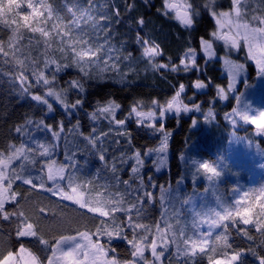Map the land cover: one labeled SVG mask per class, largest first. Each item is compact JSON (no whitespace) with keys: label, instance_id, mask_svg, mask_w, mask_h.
<instances>
[{"label":"snow or ice","instance_id":"1","mask_svg":"<svg viewBox=\"0 0 264 264\" xmlns=\"http://www.w3.org/2000/svg\"><path fill=\"white\" fill-rule=\"evenodd\" d=\"M145 3L151 4V0H145ZM247 5L248 0H231L230 10L217 11L214 0H207L205 4V8L215 19L217 28L211 33V39L200 38L201 49L209 60L215 57L214 42L222 41L226 49L222 59L228 68L229 83L227 90L217 86V95L221 100H226L227 93L235 91L236 77L245 70L244 64L227 58L232 50L241 47V41L248 50L246 58L253 60L258 73L264 75V15H253L251 20H248L245 12ZM65 6L67 7V0ZM128 7L130 9L132 5ZM68 10L72 11L71 8ZM157 11L164 15L172 13L171 18L179 21L185 28H192L195 17L199 15L189 0H162V7ZM84 15H87L86 10H84ZM115 15L119 17L118 10ZM73 17L70 24H63L49 0H0V25L10 32L7 41L0 38V59L12 57V60L18 65L14 80L19 81L21 93L29 94L32 101L43 106L42 111L45 114L38 120L26 117L24 122L15 127V132L20 136L18 144L10 143L0 146V220L16 224L18 237L36 238L43 248L39 252H33L21 246L18 253L14 254L9 251L6 255L0 254L2 255L0 264H163L164 258L172 246L175 247L177 258L187 257L190 259L197 252L207 254L209 238L212 235V230L217 227H223L226 233L230 224L253 225L256 231L264 236V188L251 198L245 194L232 206L223 207L221 211L212 209L209 212H194L192 227L195 229L198 225L206 224L209 231L207 234L197 232L195 235H189L185 227L179 226V210L173 208V215H169L167 207H165L166 193L161 186L160 199L164 212L159 221L151 224L144 222V203L153 198L152 193L147 190V187L152 184L151 178L146 184L141 174L145 162L144 157L150 156L153 152L164 153L169 135L165 133L162 123L159 128H156L155 121L157 119L163 121L166 114L172 112L177 116L181 112H201L199 105L189 108L180 99L181 93L185 90L184 84H180L175 95L166 104H161L153 99L152 107L148 111L143 110V101H137L130 108L128 116L123 119H118L116 116L121 105L110 99L103 104L98 102L94 110L89 113V119L93 122L101 119L108 120L109 124L113 126L110 131H116L118 134L126 131L123 126L126 120L133 116L136 118L138 126L143 125L163 134L158 148L147 149L143 156L141 152L136 151L130 157L121 156L119 158L120 165L127 164L128 160L132 161L128 179L122 180L117 175L122 169L117 166L115 158L109 166L105 150L101 147L107 134L97 133L95 124L90 134L84 136V140L92 150L97 152L98 159L103 163L104 169L111 171L112 181L115 183L108 181L103 185L98 184L96 178L100 174L99 171L93 178L85 179L81 175L79 162L75 159V152H66L63 161L56 158L55 149L62 139L65 127L63 119L58 121L55 126L46 122L47 114L55 110L49 98L60 104L64 115L70 118L74 111L83 107L82 94L85 92L83 81L103 82L105 72H115L117 76L111 78L112 82L128 85L134 82L128 79V74L135 72L131 63V53L123 57L130 62L125 66V70H121L119 67L122 59L120 49L110 43L111 37L101 41L99 32H97L95 38H90L88 33L78 30L75 13H73ZM107 19V17H101V21ZM135 23L140 29L145 25L143 18L136 20ZM110 27L111 25L106 23L94 24V28H98L100 32ZM2 30L0 29V31ZM25 32L33 34L28 37L29 42L35 40L37 45H44L43 58L27 56L23 59L19 58L24 55L19 42L24 38ZM135 42L142 49L141 59L147 61L153 71L169 70V65L154 62L161 53L159 45L151 38L142 36L137 31ZM53 44L57 45L56 50L61 53V56L57 57L55 52H49ZM69 53H71L70 63L68 62ZM195 54L196 49L189 47L180 60V66L173 65L170 70L172 72H189L193 68L199 70ZM70 67L78 69L80 75L66 81L67 87L58 90L57 83L60 74ZM29 72L35 86L44 89L43 94L30 93L32 85L29 83ZM194 87L204 89L206 85L203 81L197 80ZM70 90H75L77 99L74 102L67 101L66 93ZM241 95L236 96L237 107L226 114L225 119L233 127L237 126L238 120L245 124L255 125L257 134L264 135V110H253L250 105L241 101ZM203 115L205 122L211 123L214 120L211 110ZM196 125L197 120L193 119L192 126ZM78 126L79 121L72 130L75 131ZM36 131H44L49 136L45 137L43 141L39 140L35 136ZM185 163L190 166L194 177V191L195 178L201 173L209 181L221 175V172L217 170L218 165L214 166L207 161L190 158ZM34 172L35 175H33ZM17 181L21 186L27 185L29 190L39 189L48 193L50 197H58L59 201H70L78 205L79 208L86 209L87 212L93 214L91 217L93 220L97 217L107 219L99 220V226H95V233H91L90 230L76 229L78 236H72L65 235L61 231L53 237V243L44 238L40 230L39 220L43 219L41 214L46 211V208L37 206L34 210V215L38 218L36 220L26 214L22 208L21 200L17 199L19 192L14 189ZM136 181L139 183L134 186ZM176 199L182 206L191 205L194 196L186 194L182 198L176 196ZM8 205L15 207L9 208ZM117 213L123 214V218ZM226 221L229 223H225ZM237 231H241L239 227ZM129 233L131 234L130 239ZM243 234L251 239L247 230ZM92 235L106 236L108 239L105 244H101L99 241H93ZM113 239L127 242L130 259L121 260L116 255L109 256V252L116 251L114 247H110ZM217 239H221V237ZM223 239L225 246L231 247L227 243L226 236ZM146 252H150L151 259L145 255ZM247 252L255 258L257 264H264V254L257 252L252 247H249ZM244 257L245 252L237 249L230 254L225 252L219 259L209 256V264H244Z\"/></svg>","mask_w":264,"mask_h":264},{"label":"trees","instance_id":"2","mask_svg":"<svg viewBox=\"0 0 264 264\" xmlns=\"http://www.w3.org/2000/svg\"><path fill=\"white\" fill-rule=\"evenodd\" d=\"M49 2L53 4L63 24H70L74 19L73 13H75L78 30L88 33L90 38H95L97 32H99L101 41L111 37L110 43L120 49L122 59L119 67L121 70H125V66L130 62L123 59L129 53H131V63L135 69V72L128 74V79L134 81L130 85L112 82L111 78L117 76L115 72H105L103 82L83 81L85 85V92L82 94L84 98L83 107L78 111H74L70 118L64 115L61 106L50 101L53 103L55 110L47 114L46 122L55 126L58 121L63 119L65 127L62 139L55 149V156L59 161L64 160L66 152H75V159L79 162L81 175L85 179L93 178L99 171L100 174L96 178L98 184L103 185L108 181L115 183L112 181L113 174L111 171L104 169L103 163L98 159L97 152L92 150L84 140V136L90 134L95 124L97 133L107 134L101 147L105 150L109 166L115 158L117 166L122 169L117 175L122 180L128 179L132 161L128 160L127 164L120 165L119 158L121 156L130 157L136 151L141 152L143 156L147 149L158 148L163 134L143 125L138 126L134 116L126 120L123 126L126 131L118 134L116 131H110L113 126L109 124L108 120L101 119L93 122L89 119V113L94 110L98 102L103 104L110 99L121 105V108L116 112V116L118 119H123L128 116L130 108L137 101H143L144 108H150L153 99L164 103L175 95L180 84H184L185 90L180 99L187 105H199L201 112L200 114H179L178 116L176 114L166 115L163 121L155 122L156 128H159L162 123L165 133L169 134L168 157L166 168L160 171L158 169V158H155L152 154L149 158L148 156L144 157L145 162L141 174L146 184L148 179L151 178L152 184L147 187V190L152 193L153 197L144 203V222L151 224L160 220L161 214L164 212L160 199L162 195L161 186H163L166 193L165 207H167L169 215H173V208L178 209L182 214V216L180 214L182 220H180L179 226L183 227L184 225L189 235L200 233L199 226L195 229L192 227L194 215L190 211L191 206H182L180 201L176 199V196L182 198L187 193H193L202 199L204 194L198 186L195 187L194 191V177L190 166L185 163L190 158L207 161L214 166L218 165L217 169L221 172L222 178L216 182L219 185L217 194L223 192V194H220L221 197L229 203L231 198L227 196V191L230 193V189H225L227 187L225 181H227V184L232 185H230L231 189L234 188L235 190L237 188L244 190L248 188L253 191L262 186V181L251 183L248 175L234 164H230V166L224 164V161L228 158L230 134L233 132L231 126L226 122L225 114L235 108L236 98H231L226 104H221L217 100V86L227 88L229 83V77L224 73L221 61L217 59L209 60L205 56L199 55L196 62L199 70L196 68L189 72H172L170 70L173 65L180 66V60L189 47L196 49V52H200L201 37L211 39V33L215 31L216 23L205 8L207 0H189L199 12V15L194 19L192 28L182 26L179 21L171 18V13L164 15L162 12H158L157 9L162 7V0H151V4H146L145 0H67V7L65 6L66 0H49ZM217 2L216 10L228 11L231 8V0H217ZM129 5H132L130 9ZM250 6L252 8L249 9H253V6ZM69 8L72 11H69ZM84 10L87 11V15H84ZM116 10L120 13L119 17L115 15ZM255 10L250 16L256 15L257 11ZM101 17H107L108 19L101 21ZM140 18L145 21L142 29L138 28L135 23ZM97 23L110 24L111 27L100 32L98 28H94V24ZM0 29H3L0 31V38L7 41L10 35L9 30L4 28L3 25H0ZM137 31L159 45L161 54L155 58L154 62L169 65V70L153 71L147 61L141 59L142 49L135 42ZM32 35V33L25 32L24 38L19 42L24 54L23 56L17 54L20 59L25 56L43 58L44 45H37L35 40L29 42L28 37ZM56 49L57 45L53 44L49 52H55L57 57L61 56V53ZM70 57L71 53L68 54L69 63ZM206 60L207 63H205ZM247 66L250 70V77L247 79L248 81H242L236 95L242 94L248 85L250 86L255 82L254 66L252 64H247ZM17 67L18 65L12 60L11 56L0 59V146L19 143L20 136L14 129L24 122L26 117L38 120L45 115L42 111L43 106H39L32 101L29 94L21 93L19 81L14 80ZM28 75L30 78L29 83L32 85L30 93L43 94L44 89L35 86L34 80L31 79V73L29 72ZM79 75V71L75 67L68 68L60 74L57 83L58 90L66 88L65 82L77 78ZM197 80L203 81L206 87L196 89L194 83ZM66 98L68 102H74L77 99L75 90L68 91ZM209 110L213 112L214 116L211 123L205 122L203 115ZM193 119L197 120L196 126H192ZM77 121H79V126L73 131L72 129L77 125ZM236 132L238 135L246 136L249 140L264 148V137L256 136L254 127L249 126L247 129ZM35 136L43 141L49 134L44 131H36ZM228 167L230 168L228 169ZM35 174L34 172L33 175ZM203 179L206 181L207 178L201 173L195 178V182ZM138 183V181L134 182V186ZM183 183H185V186L181 187ZM121 188H123V185H121ZM192 188L193 191L191 192ZM14 189L19 192L17 199L21 200L23 210L26 214L31 215L34 220L38 219L34 215L37 206L46 208V211L41 214L43 219L39 220L40 230L44 238L53 243V237L61 231L65 235L72 236H78L76 229L80 231L90 230L91 233H95V226H99V220L107 219L97 217L93 220L91 219L93 214L87 212L86 209H81L78 205L69 201H59L58 197H50L48 193L39 189L29 190L27 185L21 186L19 181L14 185ZM210 199L212 200V197ZM214 203L215 199L212 203L213 208L216 206V203ZM200 204V208H203L202 200ZM7 207L13 208L15 206L8 205ZM117 215L123 218V214L117 213ZM183 216L186 218L187 223H184ZM16 227V224L10 221L0 220V254L6 255L9 251L14 254L18 253L21 246L33 252H39L43 248L36 238L18 237ZM240 227V232L231 227L220 240H212L207 254L197 252L190 259L187 257L177 258L175 247L172 246V252L167 258L166 264H185V261H187V264H209V256L219 259L222 258L225 252L230 254L237 249L245 252L244 264H257L255 258L247 250L252 247L257 252L264 254V236H261L253 225L246 228ZM245 230H247L251 239L243 234ZM128 235L130 239L131 234ZM225 236L231 247L225 246L223 239ZM92 239L105 244L108 238L92 235ZM110 247L116 249L114 253L110 252L112 256L116 255L121 260L130 259L129 245L126 241L113 239ZM0 259H2V255H0Z\"/></svg>","mask_w":264,"mask_h":264},{"label":"rangeland","instance_id":"3","mask_svg":"<svg viewBox=\"0 0 264 264\" xmlns=\"http://www.w3.org/2000/svg\"><path fill=\"white\" fill-rule=\"evenodd\" d=\"M257 2H261V4L260 5H254L255 9H256L255 11H257L255 14L257 16L264 15V1L263 2L257 1ZM257 2L255 1V3H257ZM217 3H218L217 0H214L215 6L217 5ZM217 11H223V10H217ZM246 18L248 20H251L250 16L249 17L246 16ZM216 28H217V25H216ZM213 51L215 52V57H213L212 60L213 59L220 60L222 63V68L224 70V73L229 77L228 68L225 66L224 60L222 59V57L225 56V52H226V49L224 47L223 42L222 41L214 42ZM199 55L205 56L202 49L200 50V52H196V54H195L196 62H197V58L199 57ZM247 55H248V50H247V47L243 45V41H241V47L239 49L232 50L229 53L227 58L236 62V63L244 64L245 70L238 77H236L235 91L232 93H227L228 98L226 100H221L219 98V96L217 95V100H219V102L221 104H226L231 98H236L237 91H238L242 81L247 80L250 77V70H249L247 64H252L254 66L255 73H256L255 82H254V84H251L250 86L248 85L246 87V89L243 91L242 95L240 96V99L242 102L250 105L253 110H264V75H261L258 73L255 62L253 60L247 59L246 58ZM225 90H227V88H225ZM49 99H50V101L55 102L54 100H51V98H49ZM167 101H165L164 103H161V104H166ZM58 105L61 106L60 104H58ZM185 105H187V104H185ZM187 106L189 108L193 107L192 105H187ZM235 107H237V104L235 105ZM150 108H144L143 107V110L148 111ZM228 113H230V112H228ZM228 113H226V114H228ZM171 114L173 115L175 113L174 112L167 113L166 115H171ZM180 114H185V115L200 114V112L199 113H197L195 111L188 112V113L181 112ZM157 121H159V119H157L155 122H157ZM226 122L231 126V128L233 129V132L230 134V143L228 145L229 146L228 147V158L226 159V161H224V164L226 166H230V164H234V166L239 167L241 171H243L244 173H246L248 175V179L251 183H257L259 181H262L263 184H262V186H260L259 188H256L253 191L246 188V186H245V188H246L245 190L242 188H237L235 190L234 188L231 189L230 188L231 184H227V181H225L224 183L227 185V187H225V189H230V191H229L230 193H228V191H227V194H228L227 196H230V198H231V202L229 203V202H227V200L224 201V199L221 197L220 194H223V192H220V194L219 193L217 194V191L219 192V190H217V187L219 185L216 182L222 178L221 175L219 177H214L212 181H209L208 179H206V181L204 179L201 181H196L195 187L198 186V188L200 190H202L201 192L204 194L202 195V199H200L198 196H196L195 194L192 193V195L194 196V199H193L192 204L190 205L191 206L190 211L193 213V215H194V212H209L212 209H215L216 211H221L223 207H229L230 205H233L235 203V201L244 197L245 194H247L248 197L251 198L260 189L264 188V148L258 144H255L253 141L249 140L246 136L238 135V133L236 131L247 129L249 126H251V127L255 128V135L256 136L264 137V135H258L257 134V129H256L255 125L245 124L243 121L238 120L237 126L233 127L228 120H226ZM168 144H169V141H167V148H168ZM167 148L165 149L164 153H162V154L159 152L152 153V156H154L155 158H158V160H159V167H158L159 171L166 168L167 157H168ZM149 157H151V156H148V158ZM229 168L230 167H228V169ZM217 170L219 171V169H217ZM184 186H185V183H183L181 187H184ZM192 191H193V188L191 189V192ZM187 192H188V190H187ZM211 197H212V200L210 199ZM214 199H215V203H216L215 208H213V206H212ZM201 200H202V207L203 208H200L201 207V204H200ZM181 216H182V214H181ZM180 220H182V217H180ZM183 221H184V223H187L186 218L184 216H183ZM225 223H229V222L226 221ZM198 226L201 229L200 233H203V234L208 233L209 228L206 224L205 225H198ZM240 226H243L246 228L249 225L230 224V226L227 228V231L231 227L235 228V230H237L238 227L240 229L241 228ZM183 227H185V226L183 225ZM224 233H225V229L223 227L214 228L212 230V235L209 238V243L207 245V249L209 248L212 240L217 239L218 237H223ZM217 240H220V239H217ZM171 252H172V247L169 248V253L166 254V257L164 258L163 264H166L167 258L171 255ZM145 255L151 259L150 252H146ZM109 256H112V254L110 252H109Z\"/></svg>","mask_w":264,"mask_h":264},{"label":"flooded vegetation","instance_id":"4","mask_svg":"<svg viewBox=\"0 0 264 264\" xmlns=\"http://www.w3.org/2000/svg\"><path fill=\"white\" fill-rule=\"evenodd\" d=\"M255 1L257 2V1H262L263 2V0H248V5H247V8L245 9V12H246V16H250V15H252L253 14V12H254V9H255V4L256 5H260L261 4V2H257V3H255ZM250 5H252L253 6V9H249V8H252ZM230 10V9H229ZM251 17V16H250Z\"/></svg>","mask_w":264,"mask_h":264}]
</instances>
